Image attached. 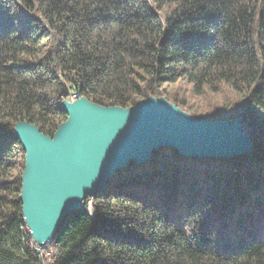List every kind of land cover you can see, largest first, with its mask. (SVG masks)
Segmentation results:
<instances>
[{
  "label": "trees",
  "instance_id": "1",
  "mask_svg": "<svg viewBox=\"0 0 264 264\" xmlns=\"http://www.w3.org/2000/svg\"><path fill=\"white\" fill-rule=\"evenodd\" d=\"M73 93L241 116L253 149L131 161L65 217L52 264H264V0H0V264H46L23 221L14 125L52 136Z\"/></svg>",
  "mask_w": 264,
  "mask_h": 264
},
{
  "label": "water",
  "instance_id": "2",
  "mask_svg": "<svg viewBox=\"0 0 264 264\" xmlns=\"http://www.w3.org/2000/svg\"><path fill=\"white\" fill-rule=\"evenodd\" d=\"M59 107L67 119L52 136L25 121L14 125L13 137L25 152L19 195L23 221L37 246L51 243L65 217L131 161L146 162L163 147L198 158L239 157L253 149L241 116L198 119L164 97L128 108L102 107L81 97Z\"/></svg>",
  "mask_w": 264,
  "mask_h": 264
},
{
  "label": "built area",
  "instance_id": "3",
  "mask_svg": "<svg viewBox=\"0 0 264 264\" xmlns=\"http://www.w3.org/2000/svg\"><path fill=\"white\" fill-rule=\"evenodd\" d=\"M77 98H78V96H77L75 93H73V94H72L71 96H69L66 100H67V101H73L74 99H77ZM33 246L36 247L37 252L41 253L42 256H44V253L42 252L43 249H38L36 245H33ZM50 253H51V252H50ZM50 253H49V263L52 264V263H51L52 260H51V258H50Z\"/></svg>",
  "mask_w": 264,
  "mask_h": 264
},
{
  "label": "rangeland",
  "instance_id": "4",
  "mask_svg": "<svg viewBox=\"0 0 264 264\" xmlns=\"http://www.w3.org/2000/svg\"><path fill=\"white\" fill-rule=\"evenodd\" d=\"M91 208V207H90ZM49 247V244H47L44 248H43V250H42V252L44 253V259H45V263L47 264V263H49V253H50V249L48 248ZM51 254V253H50Z\"/></svg>",
  "mask_w": 264,
  "mask_h": 264
},
{
  "label": "bare ground",
  "instance_id": "5",
  "mask_svg": "<svg viewBox=\"0 0 264 264\" xmlns=\"http://www.w3.org/2000/svg\"><path fill=\"white\" fill-rule=\"evenodd\" d=\"M76 95H77V94H76ZM77 96H78V95H77ZM78 97H79V96H78ZM34 244H35V243H34ZM35 245H36V244H35ZM36 246H37V245H36ZM45 246H46V245H45ZM45 246H37V248H38V249H43ZM33 248L36 249V247H33ZM36 250H37V249H36ZM36 250H35V251H36Z\"/></svg>",
  "mask_w": 264,
  "mask_h": 264
}]
</instances>
